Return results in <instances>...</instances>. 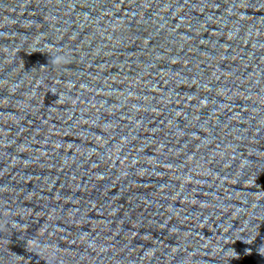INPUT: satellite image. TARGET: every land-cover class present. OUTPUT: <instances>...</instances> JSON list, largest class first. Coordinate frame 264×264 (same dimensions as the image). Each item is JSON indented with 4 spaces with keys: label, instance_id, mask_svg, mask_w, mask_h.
<instances>
[{
    "label": "water",
    "instance_id": "95a60500",
    "mask_svg": "<svg viewBox=\"0 0 264 264\" xmlns=\"http://www.w3.org/2000/svg\"><path fill=\"white\" fill-rule=\"evenodd\" d=\"M0 264H264V0H0Z\"/></svg>",
    "mask_w": 264,
    "mask_h": 264
},
{
    "label": "clouds",
    "instance_id": "9594fccd",
    "mask_svg": "<svg viewBox=\"0 0 264 264\" xmlns=\"http://www.w3.org/2000/svg\"><path fill=\"white\" fill-rule=\"evenodd\" d=\"M57 59H60V57H57Z\"/></svg>",
    "mask_w": 264,
    "mask_h": 264
}]
</instances>
